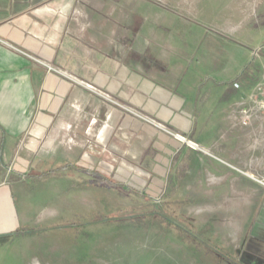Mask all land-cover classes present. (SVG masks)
Instances as JSON below:
<instances>
[{"label": "crops", "instance_id": "1", "mask_svg": "<svg viewBox=\"0 0 264 264\" xmlns=\"http://www.w3.org/2000/svg\"><path fill=\"white\" fill-rule=\"evenodd\" d=\"M98 1L0 0V233L29 225L27 193L12 186L40 174L55 178L73 217L83 191L169 195L177 209L221 210V225L239 226L232 253L263 252L264 113L243 126L238 112L264 83L258 1L221 0L219 78L204 68L218 56L205 65L193 45ZM249 53L254 61L229 70ZM194 58L197 71L188 68Z\"/></svg>", "mask_w": 264, "mask_h": 264}, {"label": "rangeland", "instance_id": "2", "mask_svg": "<svg viewBox=\"0 0 264 264\" xmlns=\"http://www.w3.org/2000/svg\"><path fill=\"white\" fill-rule=\"evenodd\" d=\"M257 1L255 18L260 29L264 28V0ZM111 4L114 9L129 13L130 20L140 26L161 27L168 39L172 37L193 45L195 58L203 64L207 58L218 56L204 68L214 78L221 77V0L98 1L99 9ZM123 21L125 25L126 19ZM256 49L258 54L260 47ZM195 58L188 68L194 67L197 71L201 67L195 65ZM246 60L254 61L250 53L241 60L235 58L229 70ZM22 150L21 145L17 154ZM60 174L53 173L54 176ZM54 179L25 174L12 186L19 195L22 189V196L27 193L29 225L0 233V264H264V250L261 253L231 252L228 246L237 249L241 244L240 227L221 225V210L177 209L182 205L168 203L169 195L163 198L155 194L107 193L98 188L92 193L83 191L75 195L82 208L77 209L73 217L66 199L53 192L58 189ZM177 196L185 197L184 194ZM58 202H65L66 207L61 211H58ZM145 210L151 212L146 216ZM58 212L63 216L52 220ZM128 215L130 218H126ZM135 215L141 218L135 219ZM261 219L255 220L260 222ZM207 220H216L217 228L213 227L214 223L201 225Z\"/></svg>", "mask_w": 264, "mask_h": 264}, {"label": "built area", "instance_id": "3", "mask_svg": "<svg viewBox=\"0 0 264 264\" xmlns=\"http://www.w3.org/2000/svg\"><path fill=\"white\" fill-rule=\"evenodd\" d=\"M49 70H54L57 72H60L58 69L48 66ZM234 87L238 88L239 84L238 83H234L233 84ZM95 92H97L98 94H100L101 96H103L106 100L116 104L117 106L129 111L130 113H132L135 116H138L146 121H149L157 126H160L162 129H164L165 131H167L168 133L172 134L174 137H176L178 140L183 141L187 144H189L190 147L196 149L198 148V146L195 143H192L190 141H188L185 137H183L182 135H180L179 133L170 131L168 129H166L165 127H163L162 125H160L159 123H156L153 120H150L148 117L143 116L142 114H140L139 112H137L136 110L130 108L129 106L123 105L121 103H118L117 101H115L114 99H112L111 97L104 95L103 93L93 89ZM249 102L246 104H242L241 107L239 108L238 112H239V117H240V123L243 126L248 125L252 118L260 113H264V83H260L257 84L254 91L251 93V95H249L248 97ZM259 182H261L264 185V177L263 178H259L258 179Z\"/></svg>", "mask_w": 264, "mask_h": 264}, {"label": "trees", "instance_id": "4", "mask_svg": "<svg viewBox=\"0 0 264 264\" xmlns=\"http://www.w3.org/2000/svg\"><path fill=\"white\" fill-rule=\"evenodd\" d=\"M142 197H143V196H142ZM142 197H141V198H142ZM140 208H141V207H140ZM154 208H155V207H154ZM157 209H158V208H157ZM147 212H151V210H149V211L145 210V211H144L145 215H146ZM156 212H157V211H156ZM146 216H147V215H146ZM126 218H130V216L128 215V217H126ZM134 218H135V219H137V218H141V216L139 217L138 215H135Z\"/></svg>", "mask_w": 264, "mask_h": 264}]
</instances>
